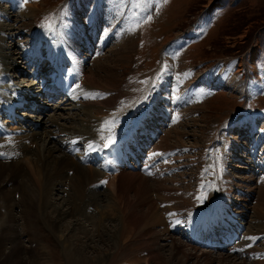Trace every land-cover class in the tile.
Segmentation results:
<instances>
[{
    "label": "rangeland",
    "instance_id": "1",
    "mask_svg": "<svg viewBox=\"0 0 264 264\" xmlns=\"http://www.w3.org/2000/svg\"><path fill=\"white\" fill-rule=\"evenodd\" d=\"M33 1L17 0L15 6L9 9L8 16L0 14V34H2L0 45L9 48L10 51L14 53L11 56H17L14 59L17 63L15 67L8 68L9 70L6 69L5 72H0V80L2 81V83H0V91H4L7 95L9 92H12L13 89L16 90V93L22 94L25 87L28 90L32 89V92L40 91L38 82L30 76L29 72H31V70L27 67V63L32 57L29 56L28 51L25 52V49L30 46V41L34 38V34L39 38V47L41 44H46L44 46L47 49L48 44L54 45V49L58 52L56 59L55 57L54 59L55 62L58 61L59 63L60 61L57 60L60 52L57 43L59 38L58 30L53 29L55 30L53 34L50 32V27L52 25L56 27L61 22V25L63 23L67 24L72 30V33H74V19L76 18L75 9H79V4L77 2L79 0H36L35 2L37 5L35 7L36 9L33 7L35 9L33 14L22 19L21 16H19L20 9H24L26 5V7H28L30 2L33 4ZM122 1L123 13L136 20L133 24V29H130L132 27L127 24H123L124 26L118 25L117 23L113 24V19L106 18V23L103 21L102 24L100 23V25H96L98 28V32L96 33H99V38H101L103 42L99 44L100 40H97L96 34L93 32V27L90 25L91 18L94 17L89 15L93 3H98L97 0H83L81 7H83L84 10L78 12V17L80 18H78V22L76 23L82 27V31H79L80 40L76 36L79 41L78 44L80 47L85 45L87 48L84 49L85 51L82 53L84 58L79 61V64L77 63L78 69L81 70V65L87 69L88 66L92 65L94 59H99L97 64L100 67L99 69L97 68V71L100 77H104V74L105 76L112 73L116 74L112 80L110 79L111 76L106 77L107 79L103 78L102 81L99 82V85L103 89H106L107 87H115L114 89L116 90L113 92L114 94L110 91L105 92V90H99V92L101 91L100 96L99 94L93 95L92 92L95 93L96 90L91 88L92 86L86 82V78H84V75L81 72L77 73V80L79 81H77V89L74 88L72 96L69 95L68 99L65 101H61V98L56 97L48 99L47 95L45 96L47 99L43 96L35 95L36 104L42 102V107H39L38 109H36V107L35 109H17L15 112L22 116L17 117L18 119L11 120L8 117L3 118V115H1L0 125H2L4 132L0 136H6L7 134H22L34 129L44 131V129L48 128L50 125V120L53 119V116L58 119L60 118L59 122L65 130L67 129L66 131H79L77 130L79 127L75 125V119L83 110V107H85L83 104L80 105V103L88 100L96 101L99 98H106L110 95H115L112 104L110 105L111 113H117L119 110H117L116 107H119L120 104L122 105L119 114L113 118V125L115 126H119L122 123V118L130 113L132 107L134 108V111L131 115L134 117L139 116L140 114L145 115L147 108H143H145V106H150V111L147 109V112L149 114H154V118L151 116L146 117L151 122H148L149 125H147V127H151L150 124L155 126L156 121L157 125L155 126L156 129H152L153 134H150L151 139L143 145L142 154L147 153L150 148H156V145L160 142L159 140L167 137V134H164L167 132L166 130L172 128L173 125L184 131L186 134H183L180 139L181 142L179 141V143L173 136L168 140L167 146H177L176 148H171L176 149V152H173L174 156H167L160 161L158 155H151L153 163L149 166L148 173L139 171L137 167L130 169L129 167H125L126 170L139 171L145 176L144 178H148V182L151 185L155 179H164V181H166L165 179L168 178V181L164 182L163 187L160 188L161 190L159 189L160 191H156V189H153L154 187L152 188L150 186L151 188L147 193H144L140 199L139 197L133 198L134 205H136L134 208L133 206L129 208L131 209L130 213L132 214L134 211H141V209L142 211H145L148 209L150 205L149 203L154 200V209H158L160 217L166 222L165 225L167 228H169V224L175 225L177 231H175L176 229H172L174 234L172 232L170 233L177 236L179 238L178 241L182 242L183 249L186 250L185 252L187 256L181 254L182 256H178L180 259L177 257L178 259L168 260L170 264H208L210 259H213V262L210 264H217L216 258H218L219 255H223L224 257L228 256L231 260L241 261L244 264H264V232L246 235V227L250 224H256V222L252 221L253 212L256 211L259 215L260 213L264 215V0H166V2L165 0ZM1 3L11 4V1L0 0V4ZM99 3L101 6L106 7V2L104 0H100ZM64 5H67V15H62L61 13V11L63 12ZM98 19H101V16L98 17ZM55 21L57 22L55 23ZM105 24H108V27L110 25L113 26L110 27V31L104 35L103 32L107 28ZM78 25H76V27ZM128 30L134 31V34H132L133 45L129 52L119 56L115 53L114 49L120 44L123 37L125 38ZM187 30L190 34L188 37L184 36L185 38L183 37L182 39L177 38V35L180 36ZM51 34L53 35L51 36ZM93 34H95V37H92ZM185 35H187V33ZM89 36L90 39H92L86 40V37L88 39ZM96 41H98V43ZM176 41L180 42L177 44L175 43ZM180 43L181 46L179 45ZM65 44L68 46L66 41ZM40 49L44 51L43 47H40ZM23 52L27 55V58H24V60L22 58ZM67 53L69 55V52ZM227 58L234 59L236 67L239 63H242L245 68L243 73L246 79H248L250 83L257 84V90L252 92L249 96L244 98L240 96V94L228 91L225 88L216 87L215 85H208V88L202 86L206 85V83L200 79L202 77L199 75L212 68L220 60ZM9 60L10 59H8V61ZM52 65L53 64H51V66ZM62 67L68 68L69 65L64 63ZM44 73L47 74V82L50 79L51 71H45ZM179 80L180 82L177 83ZM176 83L179 87L176 86ZM185 85L187 86L185 87ZM71 86L73 87V85ZM89 86V91L91 92L84 91V89L89 88ZM141 88L142 90H145V98L144 100H141L139 102L141 104L137 106L139 98L142 97L144 93L143 91L141 92ZM83 91L87 93V96L84 97V101H80L79 94L84 93ZM199 91L202 95H199ZM196 93L199 96V99H195ZM36 94L41 93L38 92ZM177 95L179 96L177 97ZM39 97H43L44 99ZM199 100L200 102H198ZM157 106H162L164 109H157ZM188 107L189 109L186 113L185 109ZM101 108L102 109L100 110L104 111L103 107ZM114 108L116 111L113 110ZM175 111L178 112L177 116L175 115ZM96 115L99 116V113ZM96 115L92 117L95 118L97 117ZM4 119H6V122L3 121ZM104 120L107 121L106 119ZM42 121H44L43 126H41ZM105 121H101V123L104 124ZM128 121H130L129 124H132L129 118ZM146 121L147 120H144V122ZM19 124L24 127L17 129L14 128V126ZM27 124H32L34 127L27 128ZM102 124L99 126L101 133L108 128V125ZM250 124H254V129L252 125L250 128ZM182 126L185 127L183 128ZM132 127L133 125H128L124 131ZM238 129H241V131H239L240 133L238 132ZM251 131L252 134H250ZM55 133L58 132L55 131ZM60 135L67 137L68 134L61 132ZM77 135L82 134L79 133ZM250 135H252V142L248 137ZM43 136L44 134L40 138V144H44ZM58 136L59 135H55L54 138L57 140ZM85 136L86 135L70 138L79 143H77V149H83V151H76L80 154H83L87 149L88 139L84 140ZM13 144L14 142L10 143L8 146ZM16 144L18 145L19 143ZM235 144L238 145L237 148H234ZM103 145L106 144L103 143L102 146ZM34 146L35 144H33V147ZM118 146L121 145L118 144ZM240 146H242V152H232V150L238 149ZM135 147L136 145L134 146V149H136ZM157 147L158 149H161V145ZM171 149H166L165 152L168 153ZM18 151V153L22 152V150ZM154 151L155 153L161 152L157 150ZM126 152L128 153V150H126ZM119 154L120 153H118V155ZM15 160L17 162L19 159ZM77 161H79V159ZM85 162L87 161H84V164H89V162ZM101 162L103 161L101 160ZM159 162L161 165L158 167ZM156 165L158 169L154 170L157 168ZM62 167L60 168L61 170ZM73 171L74 170H69L67 173L65 168L64 174L72 176ZM238 175H244L245 177L243 179ZM65 177L66 176H64L63 179H65ZM149 178L152 180H149ZM206 178L209 179L210 182L205 183L207 185L204 187V190L208 187L209 188L206 191L207 194H204L201 192V187ZM99 179L96 182H98ZM66 181L68 183V180ZM226 181L228 183L230 182L228 184V190L231 192H228V197H224V199L226 202L232 197L235 200V205L233 206V208H235L233 209L230 206L232 209L229 210V212L227 211L228 214H226L224 218H221V220H229L230 215L239 219V215H242V211L245 212V215H242L245 216V219L242 221L243 224L240 222L243 225L240 234H243L245 231V235L242 239H251H248V242L244 239V241H246L245 243L240 239L236 245L240 244L242 248L240 250L238 249L240 246H237L236 251L233 253L223 252L226 251L227 249L225 248L229 246H226L221 250H215V248L198 247L195 245V249L193 250L192 248L194 247V244L190 243V240L186 238L187 233H185L184 230V225L186 224L184 220L187 218V213H183L189 212L188 207H192L194 210H201L205 207H210L213 204L212 199L216 196L219 198L222 196L221 194L223 192L225 195L227 190ZM93 183H91V186ZM211 183L213 184V189L210 191V187H212L210 186ZM107 184V180L105 183L100 182V188L98 189L109 194L110 187H108ZM253 185L256 186L255 189L249 188ZM70 186L71 185H67L66 189L59 186L60 190L64 192H56V194H52V203L54 202L61 205V203H63V198H67V196L69 197V200L72 199L70 193L73 192V190L70 189ZM234 187H238L241 190L239 193H243L240 195L241 198L239 197L238 199L236 197L238 192L233 189ZM62 188L65 190H62ZM168 188L170 190H175L173 192L178 194L181 192L183 195L186 191L188 192V188H190L194 197L193 199L195 200L194 205H189V203L179 204L180 202H177L179 198H174L171 208H176L178 206L177 210H174L173 213H170L169 211L167 213L163 212V208L169 202V194H171V191H167ZM119 189L126 191L128 196L132 198V194L134 193L132 186L123 185L119 186ZM163 190H166V192ZM158 191L161 192L162 197L161 195H158ZM245 191L251 193L249 194V198L244 194ZM187 192L184 197L187 196ZM164 193L166 194L164 195ZM178 194L176 195L179 196L180 194ZM14 197V202H16L17 207L12 209V212L16 217L19 245H17L15 249L12 247L11 242L8 243V241H5L7 243L4 244L0 256V262L3 264H21L19 263L20 260L27 264L29 262L28 249L33 246L39 247L41 252H44L42 254V258L45 261L44 264H70L67 263L68 261H66L65 258V248L71 246L72 242L74 244L81 243V240L87 244L85 249L89 260V262L87 261V264H101L103 262L101 260L103 255L105 256L106 253L111 255L113 253L114 241L112 239H115L116 237L115 229L117 230L120 227V219L118 215H112V212L116 211L115 208H110V206L105 207L107 199L103 195L100 201L101 206L94 208L93 205H91V208L88 210L93 218H82L75 221L70 217H66L63 219L54 234L44 227L41 220H32L33 222L28 224V229H30L32 237H29V234H26L25 231H23V219L21 213L26 207L25 205L24 208L22 207V200V202L20 201L21 203H19L18 191L15 192ZM260 197L261 202L263 203L257 205V200L260 199ZM165 199L167 201H164ZM2 202L3 201L0 200V205L3 206L4 202ZM169 205L168 207H170ZM244 205L245 208H242ZM2 206H0V242L1 236L4 235L2 232V226H4L6 218V210ZM256 206H258L259 210H256ZM64 207L66 208L67 204ZM179 208L181 209L179 210ZM192 209L190 208L189 210ZM48 210L51 219L54 216V213L52 212L53 208ZM198 212L195 213V216L198 215ZM163 215L164 217H162ZM100 217H103L102 221L99 219ZM100 222L103 224H100ZM180 222H183V226L181 227H179ZM157 223L158 222L152 225V223L149 224L148 222L144 223L142 221L141 225H138V228L132 230V237L136 239V241H143L144 238H149L148 240L153 241V239L149 237L150 233L148 232L149 229H151L149 227L151 226L157 230L161 229L163 225L161 226V222ZM98 224L100 225V234L102 230V234L99 237L97 236L98 231L95 230L98 227ZM262 224H264V222ZM79 225H82V227H77ZM262 228L264 227H261V229ZM127 233V235L131 236L130 232ZM85 234H87L89 239L84 237ZM255 236L258 237L256 238ZM78 238H81V240H78ZM157 240L158 243H163L160 239ZM157 242L155 243V246H157ZM145 246V244L138 245L136 246L138 249H135L136 251L134 250L135 252L131 253L128 257L111 263L149 264L150 262V264H162L161 257H159L160 260L158 262L149 258ZM201 250L207 252L206 257L199 255ZM156 251L157 250H155V252ZM163 252L165 253L163 257L168 259V257H170V246H165ZM209 252H212V254L209 255ZM94 258H98L96 259L97 261H94ZM230 259H226L224 261L225 264H227ZM164 260L165 259H163L162 262H166V260ZM80 263L85 264L84 262ZM80 263L78 262L76 264Z\"/></svg>",
    "mask_w": 264,
    "mask_h": 264
},
{
    "label": "bare ground",
    "instance_id": "2",
    "mask_svg": "<svg viewBox=\"0 0 264 264\" xmlns=\"http://www.w3.org/2000/svg\"><path fill=\"white\" fill-rule=\"evenodd\" d=\"M9 1H11V4H2V3L0 4V14L3 16H8V13L10 11L9 9L11 7L15 6V3H17L16 2L17 0H9ZM27 1H29V0H27ZM35 1H33V4H31V2H30L28 4L29 5L28 7H26L27 6L26 5L24 9H20L19 16H21L22 19H25V17H28L29 15L33 14V11L36 9L35 7L37 5ZM104 1L106 2V4H105L106 7L101 6V4L99 3L100 0H97L98 3H96V2L93 3V5L91 7V12L89 13L90 16L92 15L91 17H94V18H91L92 20L90 22V25L93 27V30H94L93 32L96 34L97 40H100L99 44H101L103 42H102V39L99 38V33L98 34L96 33V32H98V28L96 27V25L97 24L100 25V23L102 24L103 21H104V23H106V18L107 19H113V24L117 23L118 25H122V26H124L125 24H127L128 26L130 25V27H132L130 29H133V24L136 22V20L134 18H130V16H128V15L126 16L123 13V9H122L123 8V5H122L123 1L122 0H104ZM77 2L79 4V5L77 4L79 9H75L76 18L75 19L73 18L74 19V25H75L74 29H73L74 33H72V30L68 27L67 24L63 23L61 25L60 24L61 22L56 27L54 25H52L50 27V32H52L53 34L55 32V30H53V29L58 30L57 32L59 34V38L57 40V43H58V48H59L60 52H59V58L57 60L60 61L59 63L57 60H56L57 62H55V59H56L58 52H56L57 50L54 49L55 48L54 45L48 44L47 49H46L44 46L46 44H41L40 47H43V49H44V51H42L39 47V44H40L39 38L37 36H35V34L33 36L34 38H32L30 41V46L25 49V52L28 51L29 56L32 57L30 59L31 61L29 60L30 63L31 62L32 63L31 64L27 63V67H29L31 70V72H29L30 76L34 75L37 77V79H36V77H33V79L38 82V86L40 88V91L32 92V89L28 90L25 87L26 90L24 89L23 93L21 94L22 97L26 99V102H24V107L30 106V108L32 107L33 109H35V107H36V109H38L39 107H42V102L41 103L39 102V104H36V98L35 97L36 96H43V97L46 96L44 94V92L42 91L41 85L39 83V81L41 79V75H42V78L45 77L43 75V70L48 71V70H50V67L55 66V68H56V65H60V64H64V63L65 64L67 63L69 66H71L72 71L74 73L75 72H77V73L81 72L84 75V78H86V82L92 86L91 88L96 90L95 93L92 92L93 95L99 94V96H100V92L102 90H105V92L110 91V92H112V94H114L113 92H115V90H116V89H114L115 87H107L108 89L107 88L103 89L99 85V82L102 81L103 78L111 76L110 79L112 80L116 76L115 73H112L109 75L107 74L106 76L104 74V77H100L98 75V71H97L100 67L97 64V62H99L98 61L99 59L98 60L94 59L92 62V65L88 66L87 69H85L81 64H80L81 70L78 69L77 63L79 64L80 63L79 61L84 58L82 53H83V51H85L84 49H87V48L85 45L82 46L84 48L80 47L78 44L79 41L76 38V36H77L80 40L79 31H82V27H80L78 24H76L78 22L77 21L78 18H80V17H78V12H80L81 10L82 11L84 10V8L81 7V5H82L81 3L83 2V0L82 1L79 0ZM66 10H67V5H64L63 6V12L61 11L62 15H67ZM90 16H89V20H90ZM100 16H101V19H98V17H100ZM132 19H133V21H132ZM110 21H112V20H110ZM56 22L57 21H55V23ZM76 25H78V26L76 27ZM105 25L107 26V28H106V30L103 29L104 32L102 31L104 35L107 34V32L110 31V27L113 26V25H110L108 27V24H105ZM51 28H52V30H51ZM186 33H187V35H185ZM53 34H51V36ZM95 34H93L92 37H95ZM132 34H134V31L128 30V33L126 34L125 38L122 36L123 39L121 38L122 40H121L120 44L117 45V47L114 49L115 53H117L119 56H122L124 53L129 52L130 48L132 47V45H133ZM189 35H190L189 31L187 30V31L183 32L180 36L177 35L178 36L177 38L182 39L184 36L188 37ZM1 38H2V34H0V39ZM33 39H35V40H33ZM91 39H90V36L88 39L86 37V40H91ZM82 40H83V37H82ZM65 41L67 42L68 46L65 44ZM96 42L98 43V41H96ZM179 42L180 41H176L175 43L178 44ZM179 45L181 46V43ZM177 47H179V46H177ZM74 48H75V50H74ZM70 51H71V53H70ZM25 52H23V57H22L23 60H24V58H27V55H25L26 54ZM67 52H69V55ZM12 54H14V53H12L9 48H6L5 46L0 45V72H5L6 69L9 70L10 68L15 67L17 65L16 61L14 60L15 57H17V56H15V55L11 56ZM18 57H20V56H18ZM54 57H55V59H54ZM8 59H10V60L8 61ZM51 64H53V65L51 66ZM36 65H37V67H36ZM24 70H26V69H24ZM244 71H245V68L243 67L242 63H239L236 67L235 63H234V59L227 58V59L220 60L212 68L206 70L204 73H202L199 76H201L202 78H200V79H202V81H204L206 83V85H202V86H205L208 88V85H215L216 87L225 88L228 91L234 92L236 94H240V96L245 98V97L249 96L250 94H252V92L257 90V84L250 83L249 80L246 79V77L243 73ZM108 72H110V71H108ZM94 77H95V80H94ZM73 79H74V81H72V83L74 85H73L72 91L70 93V96H72V92H73L74 88L77 89V86H78L77 85V77L75 75H74ZM178 82H180V80L177 81V83ZM181 82H182V79H181ZM204 82H202V83H204ZM0 83H2L1 80H0ZM177 83H176V86L179 87V85ZM129 84H130V82H129ZM186 86L187 85H185V87ZM96 88H98V89H96ZM89 90H90V86H89V88L84 89V91H87V92ZM99 90H101V91L99 92ZM140 90H141V92L145 91V90H142V88ZM38 92L41 94H36ZM89 92H91V91H89ZM147 92H148V90H147ZM79 95H80V101H84V97L87 96V93L84 92V93H81ZM199 95H202V93L200 91H199ZM114 96L115 95H110L106 98H99L96 101L95 100H93V101L88 100V101L80 103V105L83 104L85 107H83V110L78 114L77 118L75 117L76 118L75 119V125H77V127H79L77 129L79 131H76V132L66 131L67 129L65 130V128L63 126H61L62 124L59 122L60 118L58 119V118L53 116V119L50 120V125L48 126V128H45L44 131H40V129L39 130L34 129L30 132H25L22 134H17V135H8L7 134L6 136H0V200H2L4 202L3 206L2 205H0V206L4 207L6 210V218L4 221L5 224H4V226H2V232L4 235L1 236L0 256L2 254V249H3L4 244L7 243L5 241H8V243L11 242L12 247H14L15 249H16L17 245H19L18 244V237L19 236H18L17 227H16V225H17L16 224V217L13 215V212H12V209L17 207L16 202H14V200H15L14 196H15L16 191L19 192V197H18L19 203H21L23 201V203H22L23 205L22 204L21 205L23 208H24V205L26 207L23 210V212L21 213L22 214L21 217L23 219V222H22L23 231H25L26 234L28 233L29 237H32V233H31L30 229H28L29 228L28 224L33 222L32 220H34V221L36 219L41 220L44 227L47 228L49 230V232L54 234V233H56L55 231L58 229V227L62 223L63 219L66 217H70L75 221H78V219H82V218H85V219H88L90 217L93 218L92 214H89L90 211L88 212V210H89V208H91L90 207L91 205H93L94 208L100 207L101 206L100 201H101V198L103 195L107 199V203H106L105 207L110 206V208L112 207V208L116 209V211L112 212V215L113 214H114V216L118 215V217L120 219V223H119L120 227L117 230L115 229V231H116L115 239L111 238L114 241L113 253L111 255L109 253L108 254L106 253L105 254L106 257L104 255L103 256L101 255L102 256L101 260L103 261L101 264H109L111 262H115V261L117 262L121 259H124L125 257H128L129 255H131V253L135 252L138 249V247H136V246L141 245V244L146 245L145 248H147V251H148L147 255L149 256V258L154 259L156 262H158L160 260L159 257H161L162 261H163V259H165L166 262L161 261L162 264L163 263L164 264H170V262H169L170 260L176 259L181 254L184 256H187L186 252H185L186 250L183 249L182 242L178 241L179 238L177 236L173 235L174 234L173 230L176 229L175 225L169 224L168 225L169 228H167V226L165 225L166 222H164L163 219L160 217V213L158 212V209H154L155 208L154 207V205H155L154 200L149 203L150 205H149L148 209H146L145 211H142V209H141V211H137V212L134 211L132 214L130 213L131 209H129V208H131L132 206L134 208V206L136 205V204L134 205L133 198L139 197V199H140L142 197V195L144 193H147V191L151 187L152 188L154 187L153 189H156V191L159 190L160 188L163 187L164 182L168 181L167 180L168 178L165 179L166 181H164V179H162V180H159V179L154 180L153 179L154 181L152 182V185H151L148 182V178H144L145 176L143 174H141L139 171H130V170L125 169V167H128L127 166L128 164L134 165L136 159H139L141 157L139 154L142 150V147H143V145H145V143L148 140L151 139L150 134H153V130H152L153 128L156 129L155 126L157 125V121H156L155 126L153 124H150L151 127L148 128L147 127V125H149L148 122L149 123H151V122L146 117L151 116L152 118H154V116H153L154 114H149L147 112V109L150 111V106H145V108L142 107L143 109L147 108L145 115L140 114L139 116H134V117L131 115L132 112L134 111L133 110L134 108L132 107L131 108L132 110L129 109L130 113L126 117L122 118V120H121L122 123L119 126L113 125V121H114L113 118L119 114V111L121 110V107H122V105L120 104L119 107H116V109L119 111H117V113H115V114L111 113L110 105L112 104ZM144 96H145V92L143 93L142 97L139 98L137 106H139L141 104V103H139L141 100H144V98H145ZM178 96L179 95H177V97ZM43 97H39V98L44 99ZM12 99H14V94L12 96V92H9V94L7 95L4 91H0V113L3 110H5L2 106L4 104H5V106L8 105V102L9 103L11 101L13 102ZM195 99H199V96L197 95V93L195 94ZM198 102H200V100ZM101 107H103L104 111L100 110V109H102ZM158 108L161 110L164 109V107H162V106H157V109ZM116 109L114 108L113 110L116 111ZM188 109H189V107L185 109L186 113L188 112L187 111ZM175 112H176L175 115L177 116L178 112L177 111H175ZM98 113H99V116L96 115ZM95 115L97 117H95V118L92 117ZM110 116H112V117H110ZM20 117H22V116L20 115ZM101 118H103V119H101ZM128 118L132 121L133 124H129L130 121H128ZM131 118H133V119H131ZM10 119L12 120V119H18V118H17V115H14L13 117H10ZM104 119H106L110 123L108 125V128L105 131H103V133H101L99 126L102 124L101 121L102 122L105 121ZM193 119H195V118H193ZM5 120L6 119H4L3 121H5ZM144 120H147V121L144 122ZM43 123H44V121L41 122V126H43ZM102 125H105V123ZM125 125H127V127H128V125H138V127L134 128L135 130L133 131L132 135L127 140H124L123 142L119 143V145H121V146H118V144H116L110 148L109 158H111V156L113 157V158H111V162L114 166V171L111 173L105 172L103 169L104 162H101L100 160H97L96 163H93L95 165L91 164L92 160L95 158L96 159H99L102 157L104 158L103 148L105 147V145L102 146V144L103 143L107 144L109 142L106 139L107 137H109V135L111 136V142L114 140V138H118L121 135H123L125 133V131L122 130V131H120V134H118L119 133L118 130L123 129L125 127ZM251 125L253 126V129H254V124H250V128H251ZM26 126L28 128V127H32L33 125L27 124ZM173 126H172V128L166 130L167 132H165L164 134H167V137L159 140L160 142L158 145H156V148H153V149L150 148V156L152 154H156V155H158V158H160V161L163 160L167 156L168 157L174 156L173 152L176 149H171V148H176L177 146H174V145L167 146L168 140L170 139L171 136H173V137H175V140L179 143V141L181 142L180 139L183 136V134H186V133L184 131L180 130L178 127H175V126L173 127ZM23 127L24 126L21 124L14 126V128H16V129L17 128H23ZM1 128H2V125H0V135L2 134ZM55 131L58 133H55ZM141 131H142V134H141ZM239 131H241V129H238V132ZM42 132L44 134V136H43L44 137V144H40V138L43 135ZM61 132L67 133L68 134L67 137H65L64 135L61 136L60 135ZM79 133L82 135H77ZM100 133H101V135H100ZM114 133H115V135H114ZM69 134H71V135H69ZM250 134H252V131L250 132ZM55 135H59L57 140L54 138ZM84 135H86L84 140L88 139L86 151L83 154H80L76 151L72 152V147L74 146V144H77L78 142L74 139L71 140L70 138L76 137V136H84ZM102 137H104L103 138L104 140L102 139ZM248 137L250 138V141L252 142L253 141L252 135H250ZM73 141H75V143H73ZM13 142H14L13 145L8 146L10 143H13ZM16 143H19L18 144L19 146ZM33 144H35L34 147H33ZM90 144L92 145V147H89ZM135 145H136L135 148H136L137 152H135V149H134ZM160 145H161V149H158L157 146H160ZM237 146L238 145L235 144L234 148H237ZM241 148H242V146H240V148H238V149L232 150V152H234V153L242 152ZM128 149L133 151L134 159L131 155L126 154L127 153L126 150H128ZM166 149H171V151L166 153L165 152ZM18 150H22V152L18 153L19 152ZM78 150L83 151V149H81V148H79ZM154 150L161 151V152L155 153ZM162 151H164V152H162ZM119 152L122 153V155L118 159V153ZM258 154H259V152H258ZM150 156H149V158H150ZM263 158H264V156H263ZM263 158H261V159H263ZM15 159H19V160H17V162H16ZM78 159H79V161H77ZM84 161L89 162V164H84ZM87 162H85V163H87ZM160 165H161V163L159 162L158 167ZM61 167H62V170L60 169ZM156 167H157V165H156ZM158 167L155 168L154 170L158 169ZM65 168L67 170V173L69 170H74L72 172L73 175L72 176L65 175L64 174ZM129 169H130V167H129ZM131 170H133V169H131ZM64 176H66L65 179H63ZM238 176L240 178H243V179L245 177L244 175H238ZM98 179H99V181L96 182ZM150 179L151 178H149V180ZM66 180H68V183ZM106 180L108 181V184H107L108 187H110V193L109 194L103 192L101 189H98V188H100V182H102V181L105 182ZM93 182H95V183H93ZM172 182H174V181H172ZM203 182H204V184L201 187V192L204 194H207L206 191L209 187L205 190H204V187L207 185L205 183L210 182V180L206 178ZM231 182H232V180H231ZM91 183H93L92 186H91ZM229 183L227 182V185H226L227 190H226L225 195L223 192L221 194L223 197L220 196L218 198L216 196L214 199H212L213 204L210 207H205L201 210H194V209H192V207H188V211L189 212L191 211V212L190 213L189 212L183 213V214L187 213V218L184 220L185 223H188V222L191 223L188 226L193 225L194 226L193 228H195V229L192 228V231L197 230V234L200 237H202V239H199L196 236L191 235V239L193 241L190 240V243L194 244V247L192 248L193 250L195 249L196 244H197L196 246H198V247H211V248H213L214 245L218 242V245L225 246L227 243H230L231 237L235 236V234H236L235 231L229 230L228 231L229 236H226L224 234L221 236H215V237H213V239L207 238L210 235L208 232H212L211 229H213L211 227H210L211 229H209V225L213 226V227L214 226L216 227V225H223L221 218H224L225 215L228 214L229 210H231L233 208V206L235 205V200L232 197L229 198V200L226 202L224 199V197L225 198L228 197L227 193L231 192L230 190H228V184ZM122 184L132 186V189L134 190V193L132 194L133 195L132 198L128 196V193L126 191L119 189V186H123ZM67 185H71L70 189L73 190V192L70 193V196L72 198V199H70L71 201L69 200V197L67 196V198H63V203H61V205L54 203V202L52 203V201H51L52 194H56V192L57 193H59V192L63 193L64 191H61L59 186L66 189ZM212 185L213 184L211 183L210 186H212ZM255 187L256 186L253 185L249 188L255 189ZM63 188H62V190H65ZM169 188L167 191H171V194H169L170 196L168 198V201H169L168 203L170 205L167 203V205H165V207L163 208V212L167 213L169 211L170 213H173L174 210H177L178 206L176 208L175 207L171 208L172 201L174 198H177V199L179 198V200L176 199L177 202L178 201L180 202V203L178 202L179 204L189 203V205H192V204L194 205L195 200L193 199L194 197L192 195V191L190 190V188H188L189 189L188 192L186 191L187 196H189V197L185 196L186 198L184 197V195H186L185 189H184L185 193L183 192L184 195L181 194V192H179V194H180L179 195L178 193L173 192L175 190H170ZM212 189H213V186L210 187V191ZM233 189H235L238 192L236 197L239 199L240 195L243 193H239L241 190L238 187L237 188L234 187ZM12 190H14V191H12ZM164 192H166V190ZM159 193H158V195L159 196L161 195V197H162L161 192H159ZM174 193H175V195H174ZM165 194L166 193H164V195ZM167 194H168V192H167ZM176 194H178L179 196H177ZM244 194H246L247 198H249L250 197L249 194H251V193H248L245 191ZM258 200H257V205L260 203H263V202H261V197ZM164 201H167V200L165 199ZM113 202H114V204H113ZM140 202H142V201H140ZM66 204H67V207L65 208L64 206ZM168 205L170 207H168ZM50 208H53V210H52V212L54 213V216L52 217L53 219L52 218L50 219V216L48 213L49 212L48 209H50ZM190 208L192 210H189ZM242 208H245V205L242 206ZM20 209H21V207H20ZM180 209L181 208H179V210ZM257 209H258V206H256V210ZM240 210H241V208H240ZM196 212H198L197 216H195ZM244 213L245 212L242 211V215H245ZM261 214L262 213H260V215H259L258 212H256V211L253 212L252 221L256 222V224H254V225L250 224L248 227H246L247 228L246 235L254 234V233L258 234V233L264 232V228L261 229V227H264V224H262L264 222V215L263 214L261 215ZM242 215L241 216L239 215V219H240L241 223H242L243 219H245L244 218L245 216H242ZM162 217H164V215ZM102 218L103 217H100L99 219L102 221ZM165 220H166V218H165ZM142 221L144 223L145 222H148L149 224L152 223V225L156 224V222H158V223L161 222L160 223L161 226L162 225L164 226V227L162 226L163 229L161 228L159 230H157L156 228H152L151 226L150 227L148 226L151 229L148 228L149 232L148 231L147 232L150 233V235L149 234L148 235L151 239H153V241L148 240L149 238H144L143 241H141V240L136 241V239H134L132 237V234H131L132 230L138 228V225L139 224L141 225ZM100 224H103V223L100 222ZM233 224H235V223L233 222ZM185 225H187V224H185ZM80 226L82 227V225H79L77 227L80 228ZM170 226H171V228H170ZM181 226H183V222H180L179 227H181ZM99 228H100V225L98 224V227L95 229L96 231H98L97 232L98 237L102 234V230H101V234H100ZM200 228H202V229L200 230ZM246 228H245V230H246ZM127 232H130L131 236L127 235L128 234ZM170 232H172L173 234H171ZM244 232L242 234L243 237L245 235ZM258 236H255V237L257 238ZM84 237L89 239L87 237V234H85ZM252 238H254V237H252ZM157 239H160L161 241H163V243H158ZM244 239H246V241L248 240V238H243L242 239L243 243L246 242V241H244ZM78 240H81V238H78ZM154 240H155V242H154ZM81 241H82L81 243H76V244H74L72 242L71 246H69V247L67 246L65 248V253H66L65 258H66V261H68L67 263L76 264L78 262L79 263L84 262L85 264H87L89 262L87 255H86V250H85L87 247V244L83 240H81ZM156 242H157V246H155ZM68 244H70V243H68ZM252 244H255V243H252ZM167 245L170 246V253H169L170 257H168V259L163 257L165 254L163 252V249ZM132 246H135V247H132ZM228 246L230 247V245H228ZM238 246H240L239 249L241 250V248H242L241 245L239 244ZM229 247H227L226 248L227 250L223 251V252L231 253L228 250ZM153 250H154V252H153ZM155 250H157V251L155 252ZM215 250H219V249L215 248ZM193 252H195V251H193ZM28 253H29V262L28 263L44 264L45 261L42 258V254L44 252H41L39 247L33 246L32 248L28 249ZM211 254H212V252H209V255H211ZM199 255L206 257L207 252L205 250H201ZM94 259H95L94 261H97L96 259H98V258H94ZM226 259H230V258H228V256L224 257L223 255H219L218 258H216V261H217L216 263L217 264H225L224 261ZM3 261H5V260H3ZM197 261H199V260H197ZM99 262H97V263H99ZM211 262H213V259H210L208 261V264H210ZM19 263L25 264L24 261H21V260L19 261ZM0 264H3V263L0 262ZM80 264H83V263H80ZM149 264H150V262H149ZM227 264H244V263L241 261H234V260L230 259V261H228Z\"/></svg>",
    "mask_w": 264,
    "mask_h": 264
},
{
    "label": "snow or ice",
    "instance_id": "3",
    "mask_svg": "<svg viewBox=\"0 0 264 264\" xmlns=\"http://www.w3.org/2000/svg\"><path fill=\"white\" fill-rule=\"evenodd\" d=\"M165 2H166V0H165ZM149 19H150V17H149ZM104 123H105V125H109L110 122H109V121H105ZM103 138H104V137H102V139H103ZM106 139H107L109 142H111V136H110V135H109V137H107ZM73 143H75V141H73ZM105 146L107 147V144H106ZM89 147H92V145L90 144ZM101 183H105V182L102 181ZM248 239H251V238H248Z\"/></svg>",
    "mask_w": 264,
    "mask_h": 264
}]
</instances>
